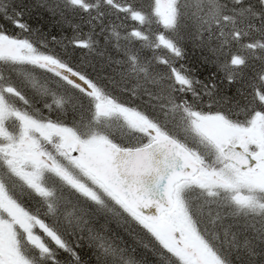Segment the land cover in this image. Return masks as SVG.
Listing matches in <instances>:
<instances>
[{"label": "snow or ice", "instance_id": "obj_1", "mask_svg": "<svg viewBox=\"0 0 264 264\" xmlns=\"http://www.w3.org/2000/svg\"><path fill=\"white\" fill-rule=\"evenodd\" d=\"M0 264H264V0H0Z\"/></svg>", "mask_w": 264, "mask_h": 264}]
</instances>
